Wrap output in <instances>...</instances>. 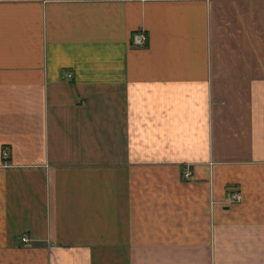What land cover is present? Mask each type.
Here are the masks:
<instances>
[{
	"label": "crops",
	"instance_id": "0c3cea01",
	"mask_svg": "<svg viewBox=\"0 0 264 264\" xmlns=\"http://www.w3.org/2000/svg\"><path fill=\"white\" fill-rule=\"evenodd\" d=\"M0 264H264V0H0Z\"/></svg>",
	"mask_w": 264,
	"mask_h": 264
},
{
	"label": "built area",
	"instance_id": "2783aa9c",
	"mask_svg": "<svg viewBox=\"0 0 264 264\" xmlns=\"http://www.w3.org/2000/svg\"><path fill=\"white\" fill-rule=\"evenodd\" d=\"M148 43V35L146 34V32H144V30H140L137 31L136 33L133 34L132 36V40H131V44L134 47H142V46H146ZM2 158L4 163L8 161L9 159V153L8 151L3 150L2 152ZM187 175H190L189 173ZM233 200H239V195L235 194L232 196ZM20 240L23 243H29L30 242V238L26 235H23L20 237Z\"/></svg>",
	"mask_w": 264,
	"mask_h": 264
}]
</instances>
